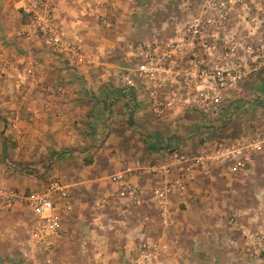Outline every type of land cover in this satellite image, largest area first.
Here are the masks:
<instances>
[{
	"label": "crops",
	"instance_id": "obj_1",
	"mask_svg": "<svg viewBox=\"0 0 264 264\" xmlns=\"http://www.w3.org/2000/svg\"><path fill=\"white\" fill-rule=\"evenodd\" d=\"M16 1L0 0V28L14 25L13 21L4 19L3 13L20 14L15 7L18 6ZM58 1L59 18L70 35L80 37L91 62H96L103 51L109 54L119 41L133 43V34L139 24L136 11L146 5L145 0ZM158 4L154 1L153 5ZM108 13L111 14L109 19L103 17ZM98 19L103 21L99 23ZM25 26L22 22L21 27ZM50 48L57 54H52ZM59 53L68 59L65 53L33 34L15 36L0 31V65L2 62L7 65V73L2 74L0 70V172L3 181L10 187L32 193L43 191L53 177H58L67 191V195L55 198L61 235L52 238L48 249L43 250L46 257L43 261L33 252L36 247L31 237L34 213L22 202L11 207L0 203V264H137L138 248L143 240L158 242L161 246L144 264H256L253 258H247L244 245L238 247L236 243H228L226 247L219 241L228 231L226 228L218 230L214 218L219 213L218 207L222 208L227 201L208 197V203L205 202L203 190L209 183L202 175L181 190L170 193L163 211L154 189L162 181L175 178L176 173L160 179L143 170L141 165L162 160L170 142L181 151L191 143L192 151H198L201 141L234 137L237 133L224 130L233 122L251 121L253 116V122L257 119L256 122L261 123L252 101L246 116L241 108L234 119L211 133L197 129L198 124L207 119L225 121L232 106H240L249 94H264V69L240 81L237 89H227L218 117L201 114L194 102L181 105L184 97H187L185 101H193L194 94L184 95L180 80L173 79L170 85L159 87L164 93L159 96L163 100L175 96V102L167 106L161 118H155L150 110L151 99L147 96L151 87L139 77L143 72L136 64L130 68L138 76L133 88L124 84L101 87L99 83H89V90L102 89L99 90L101 94L113 96L109 99L93 97L89 109L79 110L80 100L68 101L67 98V103H60L73 108L74 123L78 118L77 124L81 126L80 118L85 119V141L79 132L81 128H69L67 114L56 122L52 112L45 111L38 119L27 112L29 106L41 105L37 103L38 96L43 93L41 85L48 81L51 73L63 72V56ZM30 59L38 61V68L33 75L23 78L25 61ZM187 59L184 58L185 63ZM90 66L96 67L95 63ZM16 117L17 120L21 118L23 124L19 130L12 129L10 124ZM67 147L71 149L66 150ZM112 151L114 155L111 156ZM117 172L138 185V198L119 195L120 182L113 177L119 174ZM23 235L29 236L31 249L20 246ZM230 246L234 247L233 252ZM19 250L23 257L18 255Z\"/></svg>",
	"mask_w": 264,
	"mask_h": 264
},
{
	"label": "built area",
	"instance_id": "obj_2",
	"mask_svg": "<svg viewBox=\"0 0 264 264\" xmlns=\"http://www.w3.org/2000/svg\"><path fill=\"white\" fill-rule=\"evenodd\" d=\"M64 1L73 3L76 0ZM17 2L20 11L29 18L22 34H33L37 37L41 35L48 44L65 53L73 66H84L91 62L81 45L80 37L77 34L70 35L59 18L58 0H17ZM235 6L241 8L246 6L248 10L250 9L247 12L250 22L254 24L264 22V0H205L200 13L192 16L185 23L179 35L168 40L155 38L148 45L144 43L138 54L143 63H139L138 69L147 73L153 68L158 75L150 92L151 111L155 118H161L166 113L167 106L175 102V96L165 100L159 96V87L170 85L173 79L180 80L184 95L194 94L193 101H185L187 97H184L181 105L194 102L204 112L218 117L222 112L227 89L238 87L240 81L249 74L264 68V41L255 43L251 37L252 33L249 32L233 37L225 34L227 25L234 24L230 14ZM210 13L214 16H209ZM184 58H188L186 63ZM208 58H216L217 61L210 64ZM38 64L36 59L25 61L23 78L33 75ZM0 70L2 74L7 73L6 63L2 62ZM132 70L128 69L123 73L129 86L135 85L130 75ZM18 85L20 87L21 83ZM41 89L54 97H63L66 93V87L52 82L43 83ZM44 107L50 110L52 105L45 102ZM55 110L57 113L61 111L58 108ZM17 118L11 121V126L14 128L17 127ZM263 145L264 133L241 137L232 143L219 141L210 151L194 154L181 151L170 142L166 148L168 156L165 159L141 165V168L160 179L176 173L175 178L162 181L154 189L157 203L164 211L170 193L181 190L192 181L197 169L203 168L205 173H209L210 162L227 161L232 171L245 170L250 166L252 156L261 151ZM115 178L120 182L119 195L139 197L138 185L123 173L117 174ZM59 195L65 196L67 191L58 177H53L43 191L26 193L6 185L0 172V203L11 207L16 202H22L31 209L35 215L31 231L32 241L35 246L43 250L48 249L52 238L61 235L55 202V198ZM262 214L264 216V211ZM231 223L238 225L235 215L231 217ZM252 223L253 227L243 228L241 225L240 229H243V233L250 240L253 249L251 253L259 258L258 262L264 264V221L260 222L257 211L252 217ZM160 248L158 242L143 240L138 248L137 264H144L154 257Z\"/></svg>",
	"mask_w": 264,
	"mask_h": 264
},
{
	"label": "rangeland",
	"instance_id": "obj_3",
	"mask_svg": "<svg viewBox=\"0 0 264 264\" xmlns=\"http://www.w3.org/2000/svg\"><path fill=\"white\" fill-rule=\"evenodd\" d=\"M154 1L158 2L159 4L157 6H154L153 5ZM204 1L205 0H145L146 3L145 7L139 11H136L135 17L139 21V24H137L135 29L136 32L135 34H133L134 35L133 36L134 41H132L133 43L129 45L128 43H125V41L123 40L119 41L117 45L113 48V50L109 52V54H106V52L103 51V54L102 55L100 54V56L95 60L96 62L93 61L86 64L83 69L81 68L79 69L76 66L70 65L68 59L59 53L58 55H60L61 57L63 56L62 57L63 67L61 68L63 72L60 71L59 73L58 72L51 73L52 75L50 76L48 81H45L44 83L52 82L61 85L63 87H66L65 95L63 97H54L48 95L42 90L43 93L40 94V96H38L37 98V103L41 105L34 107L29 106V108H27V112H29L32 115V117L36 119L42 117V114L46 112H52L56 117V122L59 121V119L62 118L65 114H67L68 115L67 117L70 119V121L68 119V121L70 122L69 128L70 127L81 128L79 132L81 133L83 140L86 141L87 136L86 133L83 132L85 130L84 124L87 125L86 122H83L85 119L81 120L80 118V121L82 123L81 126L77 124L78 118H76V122L74 123L73 108L72 107L68 108V106L63 107L62 105H60V103L63 102L65 103L67 98L69 99L68 101L80 100L81 103L78 104L79 110L89 109L90 100H92L93 97L94 98L100 97L101 99L102 98L105 99L108 97L109 99L113 96V95L111 96V93H109L108 96L106 94H101L100 92L103 91L102 89L96 88L95 90L91 88V90H89V85H90L89 83H91V85H93L94 83L95 84L99 83L101 87H108L112 83L118 86H121L123 84L129 86L126 80L124 79L123 73L126 72L128 69L130 70V68L132 67H136L135 66L136 64H138L137 66H139V63L140 64L143 63L141 57H139L138 55V51L141 50L144 43L148 45L155 38H161V40H168L171 37L176 36L178 33H180L185 23L192 16L200 13L202 3ZM15 7L16 9H18L20 14L14 15L10 11L3 13L5 16V18L4 17L3 18L5 20L13 21L14 25L11 26L4 25L0 28V31H2V33L5 34L10 32L13 33L15 36H18V34L19 36H21L23 35L22 34L23 28L21 27L22 22L24 23L29 22V18L20 11L18 6ZM234 8L235 9H232L230 14L234 24L227 25L225 34L233 37L239 35L240 33L243 34L249 32L252 33L251 37L254 39L255 43H259L260 40L264 41V36H263L264 22L261 24H254L253 22H250L249 21L250 16H248L249 14H247V12L250 11V9L248 10L246 6L245 8H241L240 6L239 7L235 6ZM109 15L111 14L108 13L107 16H105L104 14L103 17H107L109 19L108 17ZM211 15L214 16L212 13H210L209 16ZM101 21L103 20L98 19L99 23ZM39 38L44 40V38L41 35ZM50 51L54 55L57 54L56 52L52 51L51 48ZM216 61H217L216 58H209L210 64ZM94 63L96 67L95 66L91 67L90 65ZM95 69H97V71ZM132 71L130 75L135 83V79L138 76L136 73ZM256 72H253L251 74H254ZM251 74H249L246 78H248ZM156 75L157 73H155L153 68H151L147 73L140 74L139 77L142 78L145 81V83H149L152 89L155 83V78L158 76ZM246 78H244L243 80H245ZM129 87L133 88V86H129ZM230 89H237V87ZM99 90L101 91L99 92ZM162 93L163 91L162 92L160 91V95H162ZM165 95H168V92L165 93ZM250 95H252L253 97L250 98L249 97ZM147 96L148 99H151L152 102V94L147 93ZM244 99L245 101L242 102L240 106L239 105L232 106V109L229 111L228 117L226 118L225 121L217 122L208 119L202 121L203 124H198L199 125L197 127L198 132L205 131L207 133H211L212 130H216L217 127L220 126L223 127L232 119H234V117L241 108H242L241 112L245 111V116H246V114H248V111H250L249 107L251 106L252 101L256 113L258 111L257 118H259V121H261V123L256 122L257 119H255V122H253L252 121L253 116L250 118L252 119L251 121L246 120L240 122H233L231 123L233 124L232 126L230 125L224 130L225 133L226 131L227 133H237L234 137L231 138L222 137V138H213V139L210 138L208 139V142L205 143H202L201 141V143L199 144L200 150L198 151H192L193 150L192 148L194 146L190 143V146L189 147L187 146V149L183 151L193 154L199 152H208L215 145V143L219 141L232 143L235 140L240 139L241 137L263 134L264 133V94L252 93L249 94ZM45 102H49L52 105L50 110H47L45 107L42 108V104L44 106ZM57 108L61 110L60 113H57V111L55 110ZM199 111L201 114H208L207 112H204L201 108L199 109ZM24 114L27 113L25 112ZM30 114H27V116H29ZM20 119L21 118H19V120L16 121L17 127L14 128L11 126L12 129L19 130L20 126L22 128L23 124L20 123ZM11 123L12 122H10V124ZM65 149L69 150L71 148L67 147ZM165 154L166 155L163 159H165L168 156L167 151L165 152ZM112 155H114L113 151L111 152V156ZM88 156L89 155L86 156V159ZM208 172L209 173H205L203 168L197 169L195 171L194 179L198 175H202L203 176L202 178L209 183L208 186L203 190V193H205L203 195L205 196V202L207 201L206 203H208V197L209 199L214 197L215 199H217V197H221L224 198L225 201H227V203H223L222 208L218 207V209H220L218 210L219 211V213L217 214L218 216L216 215V218H214L216 223V228L218 230L226 228L227 229L226 231H228V233L224 235V238L222 239L219 238L220 239L219 241L225 243V246L228 243L229 245H233V243H236L235 245H237L238 247H241L240 245L242 246L244 245V247H246L245 251H247L248 253V254L246 253L247 258L248 257L253 258L252 261H256V264H263L258 262L259 258L255 257L251 253L253 249H252V245H250V240H248L246 234L243 233V229H240V227L241 225H243V228L253 227L254 225L252 223V217L256 211L259 213L260 222L264 221V216L262 214V212L264 211V145L261 151L255 153L252 156V162L250 166L241 173H239V171H232L227 161H219L216 163L210 162ZM117 173H122V172H117ZM113 177H115L114 174ZM234 215L237 217L238 225L231 223V217ZM212 236L214 239H216L215 237H217L216 234L215 235L213 234ZM28 238L29 236L28 237H25L24 235L22 236L21 245H20L21 247L24 248L26 247L28 249H31L30 242H28ZM249 248L251 249L249 250ZM34 249H35L33 250L34 254H36V256H38V258H40L42 261L45 260L44 258L46 257L44 255L45 253L43 249H40L37 246ZM233 249L234 247L230 246V251L233 252ZM17 252L20 257L24 256L22 251L19 250ZM229 255L231 256V254Z\"/></svg>",
	"mask_w": 264,
	"mask_h": 264
},
{
	"label": "trees",
	"instance_id": "obj_4",
	"mask_svg": "<svg viewBox=\"0 0 264 264\" xmlns=\"http://www.w3.org/2000/svg\"><path fill=\"white\" fill-rule=\"evenodd\" d=\"M26 16V15H25ZM24 20H27V19H24Z\"/></svg>",
	"mask_w": 264,
	"mask_h": 264
}]
</instances>
